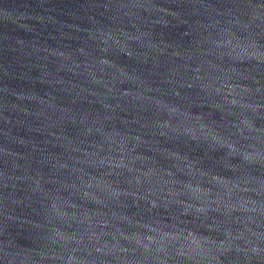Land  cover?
Instances as JSON below:
<instances>
[{
    "label": "water",
    "instance_id": "1",
    "mask_svg": "<svg viewBox=\"0 0 264 264\" xmlns=\"http://www.w3.org/2000/svg\"><path fill=\"white\" fill-rule=\"evenodd\" d=\"M0 264H264V0H0Z\"/></svg>",
    "mask_w": 264,
    "mask_h": 264
}]
</instances>
